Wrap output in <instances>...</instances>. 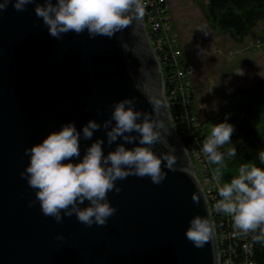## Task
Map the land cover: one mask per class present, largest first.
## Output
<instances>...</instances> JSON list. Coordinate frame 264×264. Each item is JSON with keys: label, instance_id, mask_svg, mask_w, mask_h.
<instances>
[{"label": "water", "instance_id": "water-1", "mask_svg": "<svg viewBox=\"0 0 264 264\" xmlns=\"http://www.w3.org/2000/svg\"><path fill=\"white\" fill-rule=\"evenodd\" d=\"M35 6L16 11L9 4L0 12V264H221L210 200L176 131L144 16L111 38H90L85 31L56 39ZM125 98L150 113L149 99L165 103L156 119L168 132L161 130L151 147L166 179L159 185L133 175L117 181L122 190L108 193L117 211L104 226L88 227L75 215L61 223L44 216L35 190L21 177L30 163L25 149L67 123L78 130L91 119L103 124ZM101 137L105 155L120 142L109 146L101 127L92 140L81 138L80 158ZM164 156L174 159V171L163 168ZM196 215L213 225L201 248L186 238Z\"/></svg>", "mask_w": 264, "mask_h": 264}, {"label": "clouds", "instance_id": "clouds-1", "mask_svg": "<svg viewBox=\"0 0 264 264\" xmlns=\"http://www.w3.org/2000/svg\"><path fill=\"white\" fill-rule=\"evenodd\" d=\"M9 4L16 11L35 4L36 16L56 39L69 32L79 35L85 31L90 38H111L134 20H141L145 12L143 0H2L0 12ZM149 102L153 106L151 113L138 110L135 98L119 100L113 106L111 117L103 124L91 119L78 130L75 123H67L42 142L25 149L30 163L21 177L35 190L44 216L61 223L65 216L75 215L78 222L88 227L104 226L117 211L108 199L109 192L118 194L122 190L117 181L133 175L148 177L156 185L163 183L167 172L162 170V159L151 146L160 140L161 130L168 132L164 122L156 119L166 105L161 99H149ZM101 127L106 130L109 146L120 142L105 155V140L97 138L80 158L81 138L92 140ZM234 130V125L225 119L212 127L203 142L202 152L208 162L218 165L213 171V179L218 184L223 176L225 157L236 155L235 147L221 151L231 144ZM137 136L139 143H136ZM127 144L135 146L127 147ZM259 159L264 163V151L260 152ZM163 161H166L163 168L175 170L171 156H164ZM197 187L199 192L203 191ZM218 191L221 199L215 204L216 210L231 216L234 227L244 233L259 230L254 239L264 241V168L255 163L242 164L238 174L230 182H224ZM200 198L196 193L192 196L196 204ZM212 232L210 220L196 215L189 222L186 238L201 248L209 242Z\"/></svg>", "mask_w": 264, "mask_h": 264}, {"label": "trees", "instance_id": "trees-1", "mask_svg": "<svg viewBox=\"0 0 264 264\" xmlns=\"http://www.w3.org/2000/svg\"><path fill=\"white\" fill-rule=\"evenodd\" d=\"M201 8L207 25L217 34H228L231 38L241 41L247 37L260 21H264V0H194ZM169 14V11H168ZM173 23V20L171 18ZM151 40H152V36ZM182 54L173 57L168 49L157 51L165 80V93L169 102L170 113L175 123L176 131L180 139L189 150L194 162L196 155L208 168L206 176L213 180V171L218 165L209 163L202 152L203 142L209 136L207 131L213 124L212 121L222 119L225 114H217L201 122L199 120L198 107L191 82V77L180 78L178 70L186 66L185 60L189 58L181 45ZM190 60V59H189ZM231 101L239 102L244 108L239 112L243 117L239 120L231 119L234 125L232 141L221 151L228 147L236 148L234 157H225L222 168L223 176L218 184L230 182L233 176L238 174L242 164L255 163L264 168V163L259 159L260 152L264 151V78L254 85L239 89L229 95ZM202 179V177H201ZM205 184V181L202 179ZM219 189V188H218ZM216 189L215 197L221 199ZM216 210V209H215ZM213 219L218 232L221 228L229 230L233 222L228 224V215L214 212ZM259 234V230L256 231ZM258 242V241H257ZM258 244V261L262 263V248Z\"/></svg>", "mask_w": 264, "mask_h": 264}, {"label": "rangeland", "instance_id": "rangeland-1", "mask_svg": "<svg viewBox=\"0 0 264 264\" xmlns=\"http://www.w3.org/2000/svg\"><path fill=\"white\" fill-rule=\"evenodd\" d=\"M169 15L181 45L194 66L191 76L193 91L201 122L217 114L222 119L212 121L207 133L215 124L241 119L244 105L228 98L239 89H245L264 78V21L241 41L228 34L219 35L206 22L200 6L194 0H167ZM195 167L201 178L202 165L196 157ZM211 183L206 188H211ZM261 259L264 264V241Z\"/></svg>", "mask_w": 264, "mask_h": 264}, {"label": "built area", "instance_id": "built-area-1", "mask_svg": "<svg viewBox=\"0 0 264 264\" xmlns=\"http://www.w3.org/2000/svg\"><path fill=\"white\" fill-rule=\"evenodd\" d=\"M145 6L144 18L147 30L152 36V44L156 50L168 49L173 57L182 54L181 42L178 33L175 31L171 17L168 14L169 7L167 0H143ZM190 58L185 60L186 66L178 70L180 78L191 77L194 74V66L190 63ZM197 158L198 155H196ZM202 179L205 181L204 187L210 200L212 214L214 215L215 204L218 201L215 197V190L219 188L213 180L206 176L208 166L202 162ZM200 178V177H199ZM201 179V178H200ZM201 179V181H202ZM211 183V188H206V184ZM229 222H233L228 215ZM215 223V222H214ZM234 223V222H233ZM217 242L219 247V259L221 264H261L258 261V242L254 239L256 232L244 233L234 227L229 230L221 228L218 232L216 225Z\"/></svg>", "mask_w": 264, "mask_h": 264}]
</instances>
